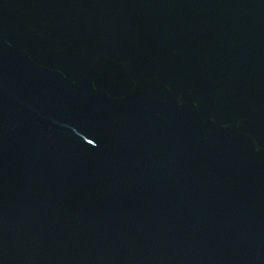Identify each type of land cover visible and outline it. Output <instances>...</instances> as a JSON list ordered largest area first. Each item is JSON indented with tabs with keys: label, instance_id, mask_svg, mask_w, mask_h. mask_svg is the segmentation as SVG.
Segmentation results:
<instances>
[{
	"label": "water",
	"instance_id": "water-1",
	"mask_svg": "<svg viewBox=\"0 0 264 264\" xmlns=\"http://www.w3.org/2000/svg\"><path fill=\"white\" fill-rule=\"evenodd\" d=\"M0 264H264V0H0Z\"/></svg>",
	"mask_w": 264,
	"mask_h": 264
}]
</instances>
